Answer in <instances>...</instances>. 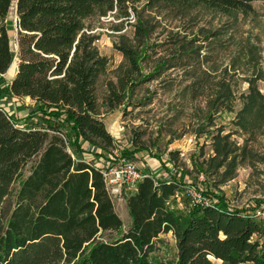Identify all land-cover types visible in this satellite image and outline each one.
Returning a JSON list of instances; mask_svg holds the SVG:
<instances>
[{
    "label": "trees",
    "instance_id": "1",
    "mask_svg": "<svg viewBox=\"0 0 264 264\" xmlns=\"http://www.w3.org/2000/svg\"><path fill=\"white\" fill-rule=\"evenodd\" d=\"M12 1L0 0V76L15 57L18 62L11 81L0 88L15 99L32 100L29 117L38 118L22 121L0 102V264H264V224L229 208L216 190L201 191L208 205L192 204L188 196L187 210L177 209V196L198 187L174 176L171 159L159 156L153 170L140 171L144 178L133 192L121 191L130 218L122 231L102 172L120 159L134 163L130 158L146 150L107 153L120 148L98 116L95 86L107 59L95 49L97 38L87 22L114 11L128 17L141 0H16V53L5 22ZM156 1L231 17L253 13L252 3L264 0ZM118 50L130 73L138 71L133 51ZM128 75L118 89L108 84L104 105L110 110L135 85ZM219 91L218 107L230 111V87ZM241 97L236 125L251 136L264 124V96L251 82ZM221 133L212 137L215 167L228 163L225 178L232 179L242 157ZM166 233L175 240L174 263L151 257Z\"/></svg>",
    "mask_w": 264,
    "mask_h": 264
},
{
    "label": "rangeland",
    "instance_id": "2",
    "mask_svg": "<svg viewBox=\"0 0 264 264\" xmlns=\"http://www.w3.org/2000/svg\"><path fill=\"white\" fill-rule=\"evenodd\" d=\"M15 2L5 22L10 48L16 53ZM252 7L251 14L225 17L202 7L183 9L141 0L128 11V17L114 11L88 20V33L97 38L94 47L107 59L95 86L98 116L120 146L108 150V155L142 147L146 152L130 158L141 172L155 168L156 156L171 159L169 167L174 176L196 184L202 192L216 190L231 209L250 213L264 203V124L251 136L236 125L243 106L241 95L248 93L249 83L255 82L264 96V1L253 2ZM119 46L133 51L138 71L130 73V64ZM17 62L15 57L12 68L0 76V86L11 81ZM125 73L135 85H131L122 105L110 110L104 105L108 84L118 89ZM223 85L230 87L234 97L230 111L221 109L215 101ZM0 94L4 109L16 113L22 121H36L37 115L29 117V110L35 106L32 100L15 99L4 88H0ZM219 131L229 136L232 148H239L235 155L242 157L232 179L225 178L228 163L215 167L212 137ZM23 175L22 179L28 175L27 170ZM19 186L20 180L13 188ZM122 190L125 194L133 192L126 186L113 193L109 187L108 192L122 221V231H126L130 218ZM188 196L182 191L175 207L186 211L184 201ZM176 253L175 240L166 233L159 236L151 257L174 263Z\"/></svg>",
    "mask_w": 264,
    "mask_h": 264
},
{
    "label": "built area",
    "instance_id": "3",
    "mask_svg": "<svg viewBox=\"0 0 264 264\" xmlns=\"http://www.w3.org/2000/svg\"><path fill=\"white\" fill-rule=\"evenodd\" d=\"M15 22H17V18ZM102 173L106 187L108 186L107 189L110 187L112 193L120 190L122 186H126L134 191L136 184L144 178V175L137 169L135 162H127L123 159H120L116 165ZM187 193L192 204L208 205L211 203V200L202 196L199 189H189ZM250 215L254 220L264 224V203L255 206L251 210Z\"/></svg>",
    "mask_w": 264,
    "mask_h": 264
},
{
    "label": "crops",
    "instance_id": "4",
    "mask_svg": "<svg viewBox=\"0 0 264 264\" xmlns=\"http://www.w3.org/2000/svg\"><path fill=\"white\" fill-rule=\"evenodd\" d=\"M167 160V159H166ZM170 165V164H169ZM242 211V210H241ZM244 212V211H243ZM244 213H246V212H244ZM248 213V212H247Z\"/></svg>",
    "mask_w": 264,
    "mask_h": 264
},
{
    "label": "bare ground",
    "instance_id": "5",
    "mask_svg": "<svg viewBox=\"0 0 264 264\" xmlns=\"http://www.w3.org/2000/svg\"><path fill=\"white\" fill-rule=\"evenodd\" d=\"M14 7H15V5H14Z\"/></svg>",
    "mask_w": 264,
    "mask_h": 264
}]
</instances>
